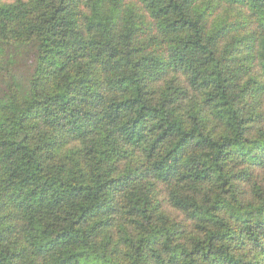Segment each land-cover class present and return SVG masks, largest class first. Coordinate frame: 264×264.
Segmentation results:
<instances>
[{
  "label": "trees",
  "instance_id": "trees-1",
  "mask_svg": "<svg viewBox=\"0 0 264 264\" xmlns=\"http://www.w3.org/2000/svg\"><path fill=\"white\" fill-rule=\"evenodd\" d=\"M264 0H0V264H264Z\"/></svg>",
  "mask_w": 264,
  "mask_h": 264
},
{
  "label": "rangeland",
  "instance_id": "rangeland-1",
  "mask_svg": "<svg viewBox=\"0 0 264 264\" xmlns=\"http://www.w3.org/2000/svg\"><path fill=\"white\" fill-rule=\"evenodd\" d=\"M261 147H264V143H252V144H237L235 146V149L245 153V154H249L252 150Z\"/></svg>",
  "mask_w": 264,
  "mask_h": 264
}]
</instances>
